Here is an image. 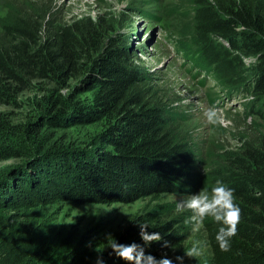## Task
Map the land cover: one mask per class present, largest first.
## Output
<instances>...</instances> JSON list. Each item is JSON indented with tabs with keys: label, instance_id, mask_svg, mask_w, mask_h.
<instances>
[{
	"label": "trees",
	"instance_id": "16d2710c",
	"mask_svg": "<svg viewBox=\"0 0 264 264\" xmlns=\"http://www.w3.org/2000/svg\"><path fill=\"white\" fill-rule=\"evenodd\" d=\"M51 8L48 0H7L0 19V161H16L0 171V264H47L39 241L45 207L186 197L217 180L234 190L241 220L230 251L221 252L219 226L207 219L198 232L202 258L264 264V137L238 136L233 149L197 152L138 90L135 71L99 20H57ZM186 11L193 63L227 91L248 94L260 106L252 114L264 120V0H193ZM190 215L143 208L111 237L143 246L139 224L146 223L162 240L145 255L166 253L177 264L193 234ZM106 237L74 246L65 264H96L98 256L102 264H126ZM165 240L174 249L162 247ZM199 261L184 257L183 264Z\"/></svg>",
	"mask_w": 264,
	"mask_h": 264
},
{
	"label": "rangeland",
	"instance_id": "374dc122",
	"mask_svg": "<svg viewBox=\"0 0 264 264\" xmlns=\"http://www.w3.org/2000/svg\"><path fill=\"white\" fill-rule=\"evenodd\" d=\"M0 0V19L5 15V2ZM57 20L88 18L100 21L121 48L123 60L135 71L137 88L145 99L164 110L167 118L188 136L197 152L209 147L233 149L238 136L264 137V120L252 114L258 104L248 94L227 91L212 80L205 68L193 63L189 48L190 16L187 9L193 0H48ZM181 8L180 10H178ZM247 58L244 63L252 65ZM88 101L89 94L78 96ZM215 106L218 122L208 125L204 111ZM94 126L87 131H93ZM16 161H0V171ZM182 195L164 194L154 199L130 204H77L58 202L41 211L39 241L46 247L47 264H65L69 251L83 242L100 236H111L133 213L154 205H167L176 212ZM193 233V232H192ZM203 241L193 233L184 245ZM204 249V247H203ZM196 264H206L202 256Z\"/></svg>",
	"mask_w": 264,
	"mask_h": 264
},
{
	"label": "clouds",
	"instance_id": "9594fccd",
	"mask_svg": "<svg viewBox=\"0 0 264 264\" xmlns=\"http://www.w3.org/2000/svg\"><path fill=\"white\" fill-rule=\"evenodd\" d=\"M205 122L208 125H214L218 122V109L215 106L207 108L204 113ZM176 212H189L186 223L192 225V232L198 233L204 227L205 221H211L217 224L215 234V243L221 252H228L231 249V241L237 235L238 225L241 220V209L236 203L234 190L226 186L222 181L217 180L211 189L202 188L195 194L187 195L185 198L176 202ZM146 223L139 224V237L143 243L140 244H120L111 236L106 237L107 247L111 253L126 264H173L167 254H163L160 259L152 255H145V247L154 242H160L162 237L159 232L149 233ZM162 247L173 248L168 241H163ZM204 245L201 241H194L191 247L184 251L183 256H177V264H183L184 257L197 258L202 255ZM174 249V248H173ZM98 253L103 250L96 249ZM96 264H102V257L98 256Z\"/></svg>",
	"mask_w": 264,
	"mask_h": 264
}]
</instances>
